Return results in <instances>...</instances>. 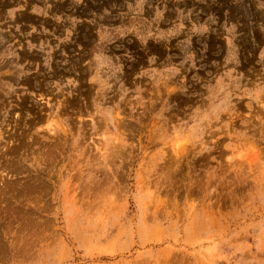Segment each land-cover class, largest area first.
<instances>
[{
	"label": "rangeland",
	"instance_id": "obj_1",
	"mask_svg": "<svg viewBox=\"0 0 264 264\" xmlns=\"http://www.w3.org/2000/svg\"><path fill=\"white\" fill-rule=\"evenodd\" d=\"M0 264H264V0H0Z\"/></svg>",
	"mask_w": 264,
	"mask_h": 264
}]
</instances>
